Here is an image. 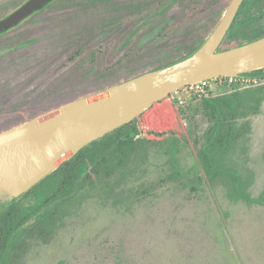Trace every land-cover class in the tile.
Here are the masks:
<instances>
[{
  "label": "rangeland",
  "instance_id": "rangeland-1",
  "mask_svg": "<svg viewBox=\"0 0 264 264\" xmlns=\"http://www.w3.org/2000/svg\"><path fill=\"white\" fill-rule=\"evenodd\" d=\"M230 1L223 0L191 19H186V0L54 3L36 19L25 21L18 32L0 37V96H8L0 105V132L130 79L153 68L160 58H176L185 40L195 41L188 30L211 15L224 13ZM245 2V10L231 28L235 37L226 49L250 42L257 37V27L264 25V1ZM11 4L10 0L0 2L7 8ZM146 12L136 23L118 22ZM180 20L185 22L170 34V44L162 45L163 29ZM98 48L103 54L80 72L78 61L90 58ZM129 51L142 54L127 68L95 80L99 71ZM249 90L264 95V79L220 77L211 81L206 93L179 89L184 105L177 94L157 101L138 117L150 143L138 149L127 176L112 179L120 193L131 196L132 205L107 200L103 182L97 178L86 185L85 198L60 208L49 222L26 230L27 242L18 244L8 264H264V206L235 201L229 195L232 173L249 184L252 196L264 192V100L257 114L233 122L243 133L218 155L223 170L219 177L210 179L198 164L211 125L202 97ZM168 137L178 140L177 156L184 169L192 168L189 179L196 190L169 179L173 170ZM46 227L49 232L43 236L39 231Z\"/></svg>",
  "mask_w": 264,
  "mask_h": 264
},
{
  "label": "trees",
  "instance_id": "trees-1",
  "mask_svg": "<svg viewBox=\"0 0 264 264\" xmlns=\"http://www.w3.org/2000/svg\"><path fill=\"white\" fill-rule=\"evenodd\" d=\"M10 1L12 3L10 8H7L5 5H0L2 6L0 9V18L7 14L8 9L12 10L26 0ZM58 1L60 0H53L44 9L36 12L28 20V22L36 19L37 16L46 8L52 6ZM61 1L65 4L70 2L73 3V0ZM186 1V19H191L196 18L213 7L221 4L223 0ZM245 7L246 2L242 5L236 20H239V17L245 10ZM223 14V12L216 13L215 15L208 17L206 20L195 23L188 30L195 41L189 42L185 40L181 45V52L176 58H160L155 62L156 65L153 68L143 71L142 73L166 66L191 54L214 30L222 19ZM146 15L147 12L140 13L139 15L130 14L127 18L118 19V22H121L120 25L136 23ZM184 22L185 21L180 20L179 24L165 27L163 29L164 38L162 40V45L168 46L170 44L169 37L172 35V32L175 28L180 27ZM40 23L43 22L39 21L38 24ZM24 26L25 23L12 30L0 33V37L18 32ZM233 36L234 32L230 29L221 45L223 49L228 47L226 44L235 37ZM263 36L264 35H261L260 37ZM256 39L258 38L254 37L250 41ZM134 52L135 51H129L124 58L116 62L114 65L103 71H99L95 75V80L99 77H105L111 73L114 74L121 69L127 68V64H129V62L134 63L136 58L142 54ZM90 54H92L90 58H87V55L78 61L77 68L80 69V72L89 69L90 65H92L103 53L102 49L98 48ZM89 59H91L90 62H88ZM139 74L134 73L132 78ZM242 78H250L253 80L258 78L264 79V68L245 73L239 77V79ZM125 80H128V78ZM262 100H264V95H261V93L259 94L257 91L251 92V90L236 91L231 95L218 97H202L203 111L209 119L211 125L206 132L205 141L199 151L198 164L202 170H204L205 175L209 176L210 179H215L222 174L223 170L218 163V155L225 153L230 147H232L233 143L243 133L242 127L238 128L233 122L237 120L238 117H247L251 114H257L260 110ZM7 101V95L0 96V105ZM40 114L22 120L20 123L32 119ZM144 134L145 133L141 130L138 118L130 121L83 147L71 159L66 161L53 173L44 178L31 190L26 192L22 198H18L5 205H1L0 264H8L11 256L17 249L18 244L20 242L21 244L27 242V239L25 240L23 238L26 230L42 221H45V223L47 221L49 222V220H51L56 214L57 210L65 205L72 204L82 198H85L86 195H82V192L85 190L86 185L89 182L95 181L97 178H99L100 182H103L102 188L105 191L104 197L106 195L107 200L109 198H115V204L123 203L130 207L133 199H131V196H125L123 192L120 193L117 186L112 183V179L114 176L119 174L127 176L129 170H132L135 165V155L138 152V149L142 146H147L148 143H150V140ZM166 141L170 142L168 154L169 163L173 170L169 175V179L181 181L183 184L190 185L192 189L196 190V185H194V183H192L189 179L192 168L184 169L177 156L179 152L178 140L175 137H168ZM248 185L249 184L243 180L241 175L232 173V186L229 192L230 197L235 201L243 200L248 204H259L264 206V192L261 195L254 197L248 192ZM144 192L145 191L140 192L136 197L141 198ZM39 232L41 235L47 236L46 233L48 234L49 230L46 227L45 229L42 228Z\"/></svg>",
  "mask_w": 264,
  "mask_h": 264
},
{
  "label": "water",
  "instance_id": "water-1",
  "mask_svg": "<svg viewBox=\"0 0 264 264\" xmlns=\"http://www.w3.org/2000/svg\"><path fill=\"white\" fill-rule=\"evenodd\" d=\"M53 0H26L0 18L12 30ZM245 0H231L203 43L185 58L78 98L0 132V206L13 202L78 151L195 83L264 68V36L220 49Z\"/></svg>",
  "mask_w": 264,
  "mask_h": 264
},
{
  "label": "built area",
  "instance_id": "built-area-1",
  "mask_svg": "<svg viewBox=\"0 0 264 264\" xmlns=\"http://www.w3.org/2000/svg\"><path fill=\"white\" fill-rule=\"evenodd\" d=\"M226 78L230 79L231 81L239 80V78H234V77H226ZM211 81L212 80H205V81H201V82L195 83L193 85H189L187 87L190 88L192 91H195V92H204V93H206V90L211 85ZM178 93H179L178 91H175V92L171 93L168 97L176 98ZM178 102H179L180 105H184L185 104V101L183 99H181V97L179 95H178Z\"/></svg>",
  "mask_w": 264,
  "mask_h": 264
},
{
  "label": "flooded vegetation",
  "instance_id": "flooded-vegetation-1",
  "mask_svg": "<svg viewBox=\"0 0 264 264\" xmlns=\"http://www.w3.org/2000/svg\"><path fill=\"white\" fill-rule=\"evenodd\" d=\"M259 1H264V0H255V3H257V2H259ZM262 11H264V7H263V10ZM240 12V11H239ZM238 16V15H237ZM237 18V17H236ZM235 21H236V19H235ZM234 21V22H235ZM261 35H264V25H260V26H258L257 27V29L255 30V36H257L256 38H259ZM26 194V193H25ZM24 194V195H25ZM24 195H22L21 197H19V199L20 198H22ZM21 202V201H20Z\"/></svg>",
  "mask_w": 264,
  "mask_h": 264
}]
</instances>
